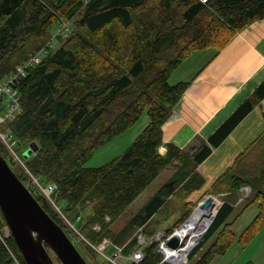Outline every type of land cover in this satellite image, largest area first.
Returning a JSON list of instances; mask_svg holds the SVG:
<instances>
[{
    "label": "trees",
    "instance_id": "trees-1",
    "mask_svg": "<svg viewBox=\"0 0 264 264\" xmlns=\"http://www.w3.org/2000/svg\"><path fill=\"white\" fill-rule=\"evenodd\" d=\"M257 19H264V0H0V77L45 46L60 21L65 20L71 29L69 33L61 30L40 62L27 68L18 80L21 111L7 124L17 139L18 153L30 141H36L39 148L28 158L19 154L26 171L21 168L17 174L12 166L18 163L10 156L7 162L67 232L52 203L34 183L30 186V175L40 184L54 183L50 198L58 206L63 203L60 209L66 215L75 211L70 219L80 216L79 228L86 230L82 234L90 243H97L101 231L106 230L105 213L115 218L174 161L180 164L178 169L129 223L144 225L162 213L173 195L191 203L188 194L203 183L197 165L264 97V78L206 141L183 151L162 139V125L188 85L170 83V74L193 51L206 47L219 50ZM144 110L147 124L119 156L101 166L83 165L96 147L129 128ZM18 144L23 147L17 148ZM248 151L241 153L236 163ZM0 152L6 153L1 144ZM236 163L219 183L227 185L225 191L230 194L249 183V193L241 200H247L246 204L259 201L257 214L239 236V242L245 243L264 225V170L258 177L249 176L255 177V182L248 181ZM88 199L96 200L94 211L82 219L79 206ZM235 199L237 202L238 198L227 196L218 206L200 244L213 234L215 238L195 264H208L231 244L235 234L227 218ZM96 222L101 223L99 231L86 229ZM127 225L117 235L107 231L111 244L129 235ZM2 229L7 231L0 212V264H16L14 259L25 264L12 236H5ZM137 237L121 243L122 254L129 255L138 247ZM88 242L85 246L95 252ZM47 250L55 261V254L49 247ZM141 251L143 258L137 264H169L161 262L155 241L141 246Z\"/></svg>",
    "mask_w": 264,
    "mask_h": 264
},
{
    "label": "crops",
    "instance_id": "crops-1",
    "mask_svg": "<svg viewBox=\"0 0 264 264\" xmlns=\"http://www.w3.org/2000/svg\"><path fill=\"white\" fill-rule=\"evenodd\" d=\"M195 55L200 58L194 70L186 69L189 64L185 61L170 74L175 79V82L169 80L170 83L183 81L188 85L174 113L162 125V139L174 142L182 149L196 148L206 141L264 78V19L254 20L242 28L221 49H198L186 60ZM263 134L264 97L197 165L196 171L203 177V183L194 191L202 193L217 189V192L227 193L219 188L224 186L219 183L220 177ZM243 187L238 188V198Z\"/></svg>",
    "mask_w": 264,
    "mask_h": 264
},
{
    "label": "rangeland",
    "instance_id": "rangeland-1",
    "mask_svg": "<svg viewBox=\"0 0 264 264\" xmlns=\"http://www.w3.org/2000/svg\"><path fill=\"white\" fill-rule=\"evenodd\" d=\"M60 23L61 25L66 24L65 20L60 21ZM57 45H59V43H57ZM189 57L190 55L187 58ZM187 58L180 61L174 67L172 73L178 66H181L185 61H188L187 63L189 64V67H187L186 69L189 68L190 70H194V68H196L199 65V58H200L199 55H195L190 60H186ZM170 77L171 78L169 80L171 82L174 79V76H170ZM179 100L172 106L171 113L168 116V118H170L174 113L175 108L178 106ZM147 120H148V116L146 110H144L141 113L140 117L129 128H127L123 132L119 133L118 135L110 138L109 140L105 141L104 143L96 147L91 152L89 157L84 161L83 165L85 167H97L119 156L125 150V148L135 139V137L141 132L143 127L147 124ZM9 128L10 127L7 123L0 124L1 130H6ZM165 142H171V141H165ZM22 147H23L22 144L17 145V148L19 149H21ZM163 148L164 146L160 145L159 149L164 151ZM3 149L6 152L3 153V155L5 159L8 160L10 156L9 155L10 152L4 147ZM190 149L191 148L188 147V148H183L182 150L188 151ZM22 151L23 150L21 149L19 153L20 156H22ZM17 163H18L17 165L13 164V166L12 165L11 166L14 168L15 172L19 174L21 168L24 170L25 168L21 165V162L18 161ZM179 165H180L179 163L177 164V162L174 161L165 168H163L154 178V180L151 181V183L145 189H143L139 193V195L128 206H126V208L121 213H119L115 218L112 219L108 213H105L103 215V222L107 223V227L106 230L101 231L100 240L99 241L94 240V241H98L97 243L91 242L92 244L97 245V248L93 246L95 252L90 250L87 246H85V241L86 242L88 241L84 238L85 235L84 232L86 233V230L85 231L82 230L84 234L83 235L79 228L81 222L75 223L76 227L78 226L77 230L78 231L80 230L81 232V233L79 232L80 233L79 234L66 223L63 217H61L58 214V216L61 218V224H63L66 228L67 231L66 233H68L71 240L74 242V244H76L75 246L80 249L81 254L84 255V258L88 262V264H107V261H109L108 257L110 258L112 257L111 250H113V253H115L118 247L120 248L122 247L121 243L123 244L125 240L128 241L130 238H132L135 235L140 234L144 239L149 240L157 231L179 227L182 223L179 222L180 218L184 215L185 211L191 209L189 215L187 216L189 217L193 209H195L198 206V203L207 195H211V199L214 198V200L218 201L217 205L215 206L216 208L220 205L222 200L225 199L227 196H233V199L238 198L237 193L230 194L229 193L230 191H228L227 193L225 192L220 193L217 191H208V190L202 193L201 192L199 193L198 191H194L191 194H188L190 195L189 198L192 199V202L187 204L185 203L186 199L184 200L173 195L168 198V201L166 202L161 214L152 216L142 226L140 225L131 226L129 222L132 216L135 215L137 212H139L142 205L157 191V189L161 187L170 177H172L173 173L178 169ZM235 167L239 170V172H241V176L246 178L248 181L252 180L253 182H255L254 181L255 177H258L259 174L264 170V136L245 154V156H243L236 163ZM249 176H255V177H249ZM35 179L38 182L37 178ZM33 182L34 180L30 181L31 183L30 186H33L32 185ZM205 184L207 183L205 182L204 185ZM247 184L249 185V183H245L243 186ZM40 185L45 186L46 184H40ZM225 187H227V185H224L219 188L221 189V191H225ZM242 193H240L237 202L235 199V202L238 205H235L234 203V209L230 214V216L227 218V221L231 223L230 224L231 230L235 234L234 238L231 244L226 249V251L221 254H216L208 264H264V225L256 232H254L250 240H248L245 243L239 242L240 234L243 232L245 227L249 225V223L253 220V218L257 214L258 203H259L258 200H252L248 204H246L247 200H243V201L241 200V202L238 203L239 199L243 198L244 196V190L242 191ZM211 201L215 202L213 200ZM95 202H96L95 199H88L84 202V204H80L79 210L82 219L88 217L93 213ZM61 205H63V203H59V207H61ZM74 212L75 211H73L70 214V216L66 215L65 213L64 214L70 219L71 217L74 216ZM126 225L127 226L130 225L129 235L127 237L119 238L120 239L119 241L113 242L115 245L111 244L110 242L111 245L105 244L102 247V242H104V239L110 237L108 236L107 231L113 235H117L121 233L120 231ZM208 227L204 230L195 248H193V250L196 248L197 249L193 254L189 256L185 264H195L199 259V257L204 253L207 247L214 240L216 234L211 235L209 239H207L205 242L200 244ZM89 228H91L93 231H99L101 228V223L96 222L92 224L90 227H87L86 229ZM2 230L4 231V229ZM4 232L6 233V230ZM199 245L201 246L198 247ZM56 260H55L56 264H61L59 260L57 261ZM14 261L16 264H20L17 262V259H14Z\"/></svg>",
    "mask_w": 264,
    "mask_h": 264
},
{
    "label": "water",
    "instance_id": "water-1",
    "mask_svg": "<svg viewBox=\"0 0 264 264\" xmlns=\"http://www.w3.org/2000/svg\"><path fill=\"white\" fill-rule=\"evenodd\" d=\"M39 146L30 141L22 157L33 155ZM207 195L203 207L209 205ZM199 205V204H198ZM0 212L25 264H56L47 247L61 264H88L64 229L45 211L32 192L19 179L0 152ZM178 236L167 244L177 247Z\"/></svg>",
    "mask_w": 264,
    "mask_h": 264
},
{
    "label": "built area",
    "instance_id": "built-area-1",
    "mask_svg": "<svg viewBox=\"0 0 264 264\" xmlns=\"http://www.w3.org/2000/svg\"><path fill=\"white\" fill-rule=\"evenodd\" d=\"M206 1V0H201ZM66 23V22H65ZM62 32L69 33L71 31L70 27L67 26V23L61 25L59 23L54 30L52 37L46 43L45 46L32 51L27 59L21 64L17 65L11 73L0 77V124L8 123L12 121L21 111L20 107V94L17 87L18 80L20 77L25 75V70L31 66L38 64L41 60V57L47 52L48 48L51 47L54 42V37ZM17 139L11 132L10 128L6 130L0 129V144L6 148L10 153V157L13 162H23L19 156L18 151L15 149ZM31 180H34V185L36 188L44 194V196L52 203L58 214L64 218L66 223L74 229L77 233L79 231L76 227V222L79 221L80 216H76L75 219H69L60 209V207L50 198V194L53 190L56 189V185L54 183H47L45 186H41L32 175H30ZM244 196L245 197L249 193V186L245 185L243 187ZM242 198L239 199V201ZM222 203V202H221ZM220 203V204H221ZM199 204V203H198ZM216 208V207H215ZM218 208V207H217ZM215 209V213L217 211ZM195 209L192 211L191 215L187 217L179 227H174L170 231L167 229L160 230L154 233V235L149 239H144L140 234L137 235V248L134 249L129 255H122L121 248L118 247L115 253L112 251V257H108L109 261L114 264H137L143 258V253L141 251V246L145 245L148 242L155 241L157 242V250L161 254V262H167L169 264H185L188 260L193 248L197 245L200 240L201 235L204 230L200 232L199 227L195 225L191 230L181 234L182 226L185 225L190 218L193 216ZM215 215V214H214ZM213 215V216H214ZM213 219V217H212ZM212 222V220H211ZM210 225V224H209ZM95 228V227H94ZM199 230V231H198ZM199 233V234H197ZM80 234V233H79ZM177 235L179 242L177 247L173 248L167 244V241L173 236ZM7 231L6 235L7 236ZM90 243V242H89ZM91 246L97 248V245L90 243ZM105 244H110L109 239H104L102 242V247Z\"/></svg>",
    "mask_w": 264,
    "mask_h": 264
},
{
    "label": "bare ground",
    "instance_id": "bare-ground-1",
    "mask_svg": "<svg viewBox=\"0 0 264 264\" xmlns=\"http://www.w3.org/2000/svg\"><path fill=\"white\" fill-rule=\"evenodd\" d=\"M206 197H204L199 202V205L195 208L194 214L190 218V220L185 225L182 226V230L180 231L181 234L191 230L192 228L195 227V225L199 227L200 232L209 226V224L211 223L212 217L215 214V206L217 205L218 201L212 198L211 200L215 202L211 201L209 205L203 207L202 203H204V200L206 199Z\"/></svg>",
    "mask_w": 264,
    "mask_h": 264
}]
</instances>
